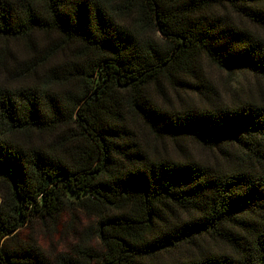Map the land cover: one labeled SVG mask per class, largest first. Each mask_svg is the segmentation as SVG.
I'll return each instance as SVG.
<instances>
[{
  "label": "trees",
  "instance_id": "1",
  "mask_svg": "<svg viewBox=\"0 0 264 264\" xmlns=\"http://www.w3.org/2000/svg\"><path fill=\"white\" fill-rule=\"evenodd\" d=\"M0 264H264V0H0Z\"/></svg>",
  "mask_w": 264,
  "mask_h": 264
},
{
  "label": "rangeland",
  "instance_id": "2",
  "mask_svg": "<svg viewBox=\"0 0 264 264\" xmlns=\"http://www.w3.org/2000/svg\"><path fill=\"white\" fill-rule=\"evenodd\" d=\"M212 70H213L212 72H213V75L215 77L216 83L219 85V87H221L223 89V91L225 93L228 92L227 89H229V88L230 89H233L235 87V85L236 86L245 87L246 89L248 87H250V86H253V90L254 91L257 90L255 88L257 79L254 78V77H251L249 79L246 76L240 74V75H236V79L233 81V78L231 76H229L226 71H221V70L216 69V68L215 69L212 68ZM235 82H237V83L234 84ZM191 145H193V144H191ZM192 149L198 155H203V156H207L208 155V152L207 151H204V150L200 149L199 146H197L195 144L192 146ZM71 218H72L71 215L68 214V213H66L63 216V220H65V221H69V219H71ZM79 219H80V222H79L80 227L82 226L83 223H86L89 220V219H87V218H85L83 216H79ZM77 222H78V218H77ZM58 239H60V238L55 237V240L56 241ZM65 240H66V242H68V240H70V239H65Z\"/></svg>",
  "mask_w": 264,
  "mask_h": 264
}]
</instances>
